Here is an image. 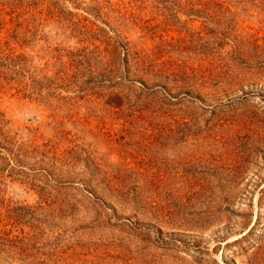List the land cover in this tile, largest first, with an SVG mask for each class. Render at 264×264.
Instances as JSON below:
<instances>
[{
    "label": "rangeland",
    "instance_id": "374dc122",
    "mask_svg": "<svg viewBox=\"0 0 264 264\" xmlns=\"http://www.w3.org/2000/svg\"><path fill=\"white\" fill-rule=\"evenodd\" d=\"M0 264H264V0H0Z\"/></svg>",
    "mask_w": 264,
    "mask_h": 264
}]
</instances>
